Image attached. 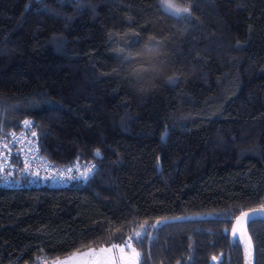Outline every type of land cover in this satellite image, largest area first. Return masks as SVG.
I'll return each instance as SVG.
<instances>
[{
    "label": "trees",
    "instance_id": "1",
    "mask_svg": "<svg viewBox=\"0 0 264 264\" xmlns=\"http://www.w3.org/2000/svg\"><path fill=\"white\" fill-rule=\"evenodd\" d=\"M172 3L190 20L160 0H0V129L30 121L49 161L98 169L0 188V264L148 227L139 264H264V218L230 232L264 200V0Z\"/></svg>",
    "mask_w": 264,
    "mask_h": 264
},
{
    "label": "built area",
    "instance_id": "2",
    "mask_svg": "<svg viewBox=\"0 0 264 264\" xmlns=\"http://www.w3.org/2000/svg\"><path fill=\"white\" fill-rule=\"evenodd\" d=\"M33 131L32 127L30 129L25 126L24 122L16 129H0V188L64 187L76 180H82L45 179V177H51L52 175L59 177V173L69 167L72 168V172H65V175H76V166L81 171L85 169V165L88 167L92 165L80 162L58 165L49 161L40 152L38 135L35 132L36 136L34 137L32 135ZM16 140L19 142H14ZM5 144L7 147H5ZM33 173H38V175H34ZM261 207H264V200ZM9 264H21V262L15 259ZM25 264H41V260L40 258H36L33 262Z\"/></svg>",
    "mask_w": 264,
    "mask_h": 264
},
{
    "label": "snow or ice",
    "instance_id": "3",
    "mask_svg": "<svg viewBox=\"0 0 264 264\" xmlns=\"http://www.w3.org/2000/svg\"><path fill=\"white\" fill-rule=\"evenodd\" d=\"M39 2V0H38ZM161 7L167 9L169 12L174 13L178 17H183L185 20H190L191 18V11L189 7H177L172 3V0H160ZM150 40H156V38L149 37ZM139 41V34H135L133 38H131V45L134 46L138 44ZM119 51L123 52V49ZM171 79V78H170ZM24 125L31 129L32 124L30 121H24ZM32 135L35 137V131L32 132ZM18 143L19 141H14ZM5 147L7 145L5 144ZM95 156L99 157L100 153L99 150H96ZM87 171L80 172L79 167L76 166V175H65V172L71 173L72 168H66L63 172L59 173V177L56 175H52L51 177H45V179H66V180H74V179H82L87 181L92 176L96 174L98 169H96L95 165L88 167L85 165ZM27 170V169H25ZM34 175H38V173H33ZM242 215L247 218L249 222L255 223V218L257 217H264V207L259 209H254L250 214L249 213H242ZM150 231V227L145 228L143 233L141 232H134L131 236L125 237L121 234L117 239L119 240V244L113 243L108 248H88L83 252H73L71 255L66 257L63 260L56 261L55 264H139V260L141 254L133 248V241L137 244L143 246V241L148 238V232ZM233 238H237L236 232H233ZM123 245V247L121 246ZM125 248H127L130 252V255L125 253ZM115 250V253H113ZM146 264V262H145Z\"/></svg>",
    "mask_w": 264,
    "mask_h": 264
},
{
    "label": "water",
    "instance_id": "4",
    "mask_svg": "<svg viewBox=\"0 0 264 264\" xmlns=\"http://www.w3.org/2000/svg\"><path fill=\"white\" fill-rule=\"evenodd\" d=\"M253 210H249V211H244L242 213H251ZM242 213H240L233 221L232 226H231V234L233 235V232H236V234H240L242 233V231L245 233L247 239L249 241L250 237H249V232H248V224L250 223L247 218H245ZM264 217H257L255 218V220L258 219H262ZM185 217H179V218H171V219H167L166 222H173V221H178V220H184Z\"/></svg>",
    "mask_w": 264,
    "mask_h": 264
},
{
    "label": "rangeland",
    "instance_id": "5",
    "mask_svg": "<svg viewBox=\"0 0 264 264\" xmlns=\"http://www.w3.org/2000/svg\"><path fill=\"white\" fill-rule=\"evenodd\" d=\"M85 171H87L86 168L83 169V170H81L80 172H85ZM115 243H116V244H119V242H115ZM112 244H113V243H112ZM110 246H111V244H110V245L103 246V248H108V247H110ZM121 246L123 247V245H121ZM133 248H135V247L133 246ZM135 249H136V248H135ZM83 251H85V250H82V251H79V252H83ZM136 251H138V250L136 249ZM113 253H115V250H113ZM125 253H127V254L130 255V252H129V250H128L127 248H125ZM69 255H71V254H69ZM69 255H67L66 257H68ZM66 257L59 258V259H56V260H47V261H45L43 264H55L56 261L63 260V259H65ZM117 264H119V261H117Z\"/></svg>",
    "mask_w": 264,
    "mask_h": 264
},
{
    "label": "flooded vegetation",
    "instance_id": "6",
    "mask_svg": "<svg viewBox=\"0 0 264 264\" xmlns=\"http://www.w3.org/2000/svg\"><path fill=\"white\" fill-rule=\"evenodd\" d=\"M243 233H244V232L242 231V233H240V235H243Z\"/></svg>",
    "mask_w": 264,
    "mask_h": 264
}]
</instances>
